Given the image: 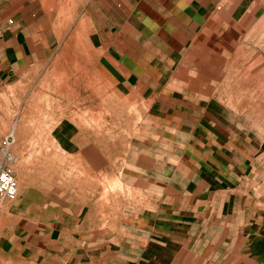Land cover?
Returning <instances> with one entry per match:
<instances>
[{
  "label": "crops",
  "instance_id": "0c3cea01",
  "mask_svg": "<svg viewBox=\"0 0 264 264\" xmlns=\"http://www.w3.org/2000/svg\"><path fill=\"white\" fill-rule=\"evenodd\" d=\"M263 13L264 0H0V140L14 151L24 113L11 119L6 97L47 91L67 114L53 140L82 171L72 192L122 186L49 213L2 203L0 264H264L259 153L224 134L213 101Z\"/></svg>",
  "mask_w": 264,
  "mask_h": 264
},
{
  "label": "rangeland",
  "instance_id": "374dc122",
  "mask_svg": "<svg viewBox=\"0 0 264 264\" xmlns=\"http://www.w3.org/2000/svg\"><path fill=\"white\" fill-rule=\"evenodd\" d=\"M243 31L242 48L234 51L232 68L229 70L228 67L226 78L228 81H222L219 84L213 101L220 107L218 112L221 121L224 122L220 126L221 130L226 135L248 138L252 144V153L254 151L259 153L254 156L251 163L254 162L255 167L264 171V13L253 19L249 28ZM18 90L17 97L11 95L9 101L6 97L5 103L6 106L10 105L11 119L18 115L19 106L24 108V113L20 112L18 115L21 116L18 122L20 136L17 139L18 145L13 151L18 159L13 165V171L17 178L19 194L12 201L6 202L4 206H15L23 201L31 203V209L27 212L35 213L42 207L40 211L46 209L45 211L49 213L51 205L56 203L61 206L67 205L73 200L82 201L83 197L86 199L100 197L105 200L107 194L113 197L114 190H122L121 184L116 179H103L101 185L104 193L99 196L93 193L90 195L84 192L73 193V189L81 190L82 171H77L71 162L66 161L64 151L55 144L51 134L53 131L51 127L66 118L67 114L63 110L65 107L59 105L55 96L51 97L47 91L29 93L23 87ZM34 95L37 98L36 101ZM83 116H77L76 120H81ZM111 119H114L113 116ZM130 120L146 121L138 112L133 116L129 113H117V122ZM1 123L0 106V128ZM185 124L188 127L185 137L196 136L193 123L187 121ZM173 133L170 132L169 138L177 137V132L176 135ZM129 134L128 130H117V149L123 146L118 147L120 141L128 142ZM140 142L139 139L137 145L139 150L152 148L149 144ZM169 144L159 148L168 151ZM124 147L128 150L126 152H129L130 146ZM87 181L88 179L86 184ZM258 182L264 183V178L260 177ZM89 183L92 189L93 185L98 183V179L91 178ZM87 189L88 186L85 190ZM129 196L127 193L120 195V198ZM3 214L2 212V216Z\"/></svg>",
  "mask_w": 264,
  "mask_h": 264
},
{
  "label": "built area",
  "instance_id": "2783aa9c",
  "mask_svg": "<svg viewBox=\"0 0 264 264\" xmlns=\"http://www.w3.org/2000/svg\"><path fill=\"white\" fill-rule=\"evenodd\" d=\"M14 137L10 133L0 140V219L2 217V203L12 201L19 194L18 182L13 171L17 157L12 151Z\"/></svg>",
  "mask_w": 264,
  "mask_h": 264
},
{
  "label": "bare ground",
  "instance_id": "6f19581e",
  "mask_svg": "<svg viewBox=\"0 0 264 264\" xmlns=\"http://www.w3.org/2000/svg\"><path fill=\"white\" fill-rule=\"evenodd\" d=\"M255 4V3H254ZM253 7V6H252ZM228 18V17H227ZM228 20V19H227ZM260 31H261V29H260ZM236 53V52H235ZM238 55V54H237ZM236 56V55H235ZM234 60V59H233ZM230 61V60H229ZM234 63H236V62H234ZM226 91V90H225ZM93 93V92H92ZM96 95V94H95ZM124 100V99H123ZM66 106V105H65Z\"/></svg>",
  "mask_w": 264,
  "mask_h": 264
}]
</instances>
